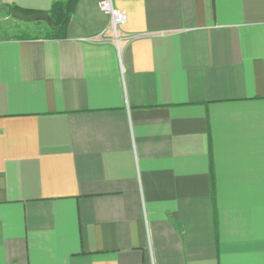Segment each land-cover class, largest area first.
Listing matches in <instances>:
<instances>
[{
  "label": "crops",
  "instance_id": "crops-1",
  "mask_svg": "<svg viewBox=\"0 0 264 264\" xmlns=\"http://www.w3.org/2000/svg\"><path fill=\"white\" fill-rule=\"evenodd\" d=\"M98 1L0 35V264H264V0Z\"/></svg>",
  "mask_w": 264,
  "mask_h": 264
},
{
  "label": "trees",
  "instance_id": "trees-1",
  "mask_svg": "<svg viewBox=\"0 0 264 264\" xmlns=\"http://www.w3.org/2000/svg\"><path fill=\"white\" fill-rule=\"evenodd\" d=\"M76 3L77 0H54L52 5H50L51 7L47 11L50 17L49 19L51 20V27H48V31H46V37L51 39L62 35L63 30L71 19L70 17L73 15ZM2 8L5 10L6 14L9 15L13 10L21 12L25 15L40 12L18 8L15 5H6Z\"/></svg>",
  "mask_w": 264,
  "mask_h": 264
},
{
  "label": "built area",
  "instance_id": "built-area-1",
  "mask_svg": "<svg viewBox=\"0 0 264 264\" xmlns=\"http://www.w3.org/2000/svg\"><path fill=\"white\" fill-rule=\"evenodd\" d=\"M111 0H99L98 1V8L100 9V12L102 11L104 14L108 15L110 19V28L112 31V42H116L117 40V29L119 25L123 24L126 20L125 14L113 7L111 4Z\"/></svg>",
  "mask_w": 264,
  "mask_h": 264
},
{
  "label": "rangeland",
  "instance_id": "rangeland-1",
  "mask_svg": "<svg viewBox=\"0 0 264 264\" xmlns=\"http://www.w3.org/2000/svg\"><path fill=\"white\" fill-rule=\"evenodd\" d=\"M30 22L15 20L14 18L10 17L9 14H6L3 8H0V35H7V36H18L16 32H20L22 28ZM28 27V26H26ZM25 33L32 32L30 29L25 30Z\"/></svg>",
  "mask_w": 264,
  "mask_h": 264
},
{
  "label": "water",
  "instance_id": "water-1",
  "mask_svg": "<svg viewBox=\"0 0 264 264\" xmlns=\"http://www.w3.org/2000/svg\"><path fill=\"white\" fill-rule=\"evenodd\" d=\"M10 17L14 18L15 20L25 21V22H44L49 27H51V20L49 19V14L47 12H36L30 15H25L18 11H11Z\"/></svg>",
  "mask_w": 264,
  "mask_h": 264
}]
</instances>
